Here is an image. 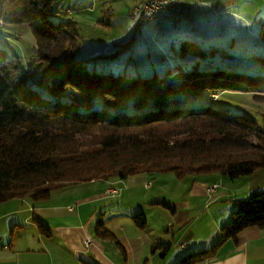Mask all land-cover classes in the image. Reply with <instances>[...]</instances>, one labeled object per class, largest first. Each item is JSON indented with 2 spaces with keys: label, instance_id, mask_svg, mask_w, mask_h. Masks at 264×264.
Returning a JSON list of instances; mask_svg holds the SVG:
<instances>
[{
  "label": "trees",
  "instance_id": "16d2710c",
  "mask_svg": "<svg viewBox=\"0 0 264 264\" xmlns=\"http://www.w3.org/2000/svg\"><path fill=\"white\" fill-rule=\"evenodd\" d=\"M181 1L188 5L186 17L190 5ZM53 2L0 0V23L28 22L37 49V57L24 63L0 45V202L43 200L65 183L96 177L171 171L180 178H239L264 166V125L231 108L178 102L204 89L264 100V74L198 66L162 77L115 73L77 58L80 27L75 20L53 21ZM136 219L145 222L141 214ZM252 225L264 227V190L240 201L211 247L187 253L178 264L213 256ZM168 248L152 245L163 255Z\"/></svg>",
  "mask_w": 264,
  "mask_h": 264
},
{
  "label": "crops",
  "instance_id": "0c3cea01",
  "mask_svg": "<svg viewBox=\"0 0 264 264\" xmlns=\"http://www.w3.org/2000/svg\"><path fill=\"white\" fill-rule=\"evenodd\" d=\"M187 1L188 15L179 28L195 29L196 39L219 42L200 29L210 26L205 18L208 9L234 16L229 3ZM162 21L167 20L149 27L157 31L155 24ZM147 181L152 180L143 174L126 179L96 177L65 183L43 200L26 196L0 202V264H178L187 253L211 247L240 201L259 189L248 183L232 190L216 174H192L189 181H152L149 187ZM211 182L218 184L212 191ZM66 185H72L69 192L57 193ZM111 188L118 193L111 194ZM138 214L145 219L143 225L136 219ZM88 238L93 240L90 246L85 244ZM155 243L169 245L165 255L161 249L152 250ZM194 264H264V227L243 229L213 256Z\"/></svg>",
  "mask_w": 264,
  "mask_h": 264
},
{
  "label": "rangeland",
  "instance_id": "374dc122",
  "mask_svg": "<svg viewBox=\"0 0 264 264\" xmlns=\"http://www.w3.org/2000/svg\"><path fill=\"white\" fill-rule=\"evenodd\" d=\"M139 1L54 0L49 17L55 22L75 20L81 30V47L77 50V58L86 59L90 61L89 64L96 60L98 66L115 73L162 77L198 66L202 70L221 69L224 74H264V0H226L234 15L232 17L208 9L205 18H209L210 26L206 24L200 31L206 32L207 37H217L219 42L196 39L195 29L185 31L179 28L181 22L176 24L169 19H163L168 22L156 23L157 31L151 28L154 25L138 27L130 12ZM212 3L218 6L217 0H212ZM195 22L198 24L199 18ZM209 28L212 32H208ZM0 45L20 55L24 63L37 57L36 38L28 22L0 23ZM165 54L170 55L171 59L163 62L162 56ZM212 92L204 89L200 95L185 94L178 102L231 108L264 125V100H258L249 92L222 89L217 90L219 98L215 100ZM148 176L153 183L189 181L192 177L180 178L171 171L152 172ZM216 177L226 179L232 190H241L248 183L259 188L258 191L264 190V166L257 168L253 174L239 178L222 173L216 174ZM211 183L210 188L216 184ZM71 189L72 185H66L57 193L64 194Z\"/></svg>",
  "mask_w": 264,
  "mask_h": 264
},
{
  "label": "built area",
  "instance_id": "2783aa9c",
  "mask_svg": "<svg viewBox=\"0 0 264 264\" xmlns=\"http://www.w3.org/2000/svg\"><path fill=\"white\" fill-rule=\"evenodd\" d=\"M188 5L181 0H143L137 6L132 8L131 17L136 22L138 27H148L153 23L169 19L173 23H178L187 13ZM178 21V22H177ZM171 57L165 54L162 58L163 62L170 60ZM212 97L217 100L219 94H213ZM152 185V181L146 182V187ZM217 184H214L210 189L215 190ZM111 194L118 193L117 188L110 189ZM93 243L91 238H88L85 242L86 246H90Z\"/></svg>",
  "mask_w": 264,
  "mask_h": 264
}]
</instances>
